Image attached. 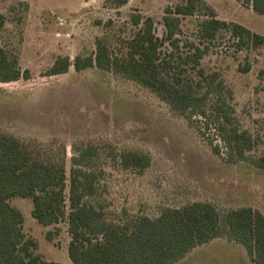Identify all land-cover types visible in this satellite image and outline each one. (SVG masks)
<instances>
[{
  "label": "rangeland",
  "instance_id": "1",
  "mask_svg": "<svg viewBox=\"0 0 264 264\" xmlns=\"http://www.w3.org/2000/svg\"><path fill=\"white\" fill-rule=\"evenodd\" d=\"M181 1L0 0V48L31 72L29 79L0 82V131L18 137L41 159L64 154L68 177L72 155L90 147L87 161L95 171L97 191L87 200L108 220L156 217L164 207L192 201L210 202L222 213L251 206L264 214V168L251 160L264 153V44L239 39L229 28L202 42L208 50L200 67L224 79L232 90L240 127L256 140L249 158L237 161L213 152L193 125L133 79L96 65L41 74L58 55L73 59L93 53L96 37L112 54H124L136 30L130 18L134 13L152 16L154 31L162 37L164 8ZM204 1L218 18L264 35V14L251 6L237 0ZM201 13L183 18L180 50L186 49L185 39L201 45L196 34ZM161 49L167 53L168 42ZM125 149L149 154V166L142 172L123 168L116 153ZM10 203L22 211L23 230L37 240L44 259L75 264L67 253L70 236L65 222L39 223L31 214L30 198L14 196ZM55 227L59 231L53 240L47 239L46 232ZM239 244L222 237L172 264H254Z\"/></svg>",
  "mask_w": 264,
  "mask_h": 264
},
{
  "label": "trees",
  "instance_id": "2",
  "mask_svg": "<svg viewBox=\"0 0 264 264\" xmlns=\"http://www.w3.org/2000/svg\"><path fill=\"white\" fill-rule=\"evenodd\" d=\"M120 3L126 0H117ZM264 14V0H237ZM201 13L197 25L200 44L185 39L180 50L178 34L185 16ZM136 26L122 55L112 54L102 38L96 37L95 51L87 55H58L41 74L53 76L96 65L133 79L164 101L176 115L193 125L211 150L226 160L247 159L255 146L254 136L242 129L232 104L233 93L217 71L200 67L208 50L202 42L213 40L222 28L254 45L264 44V35L237 22L218 18L204 0H182L167 5L162 17V37L154 31V19L131 14ZM3 15L0 14V27ZM168 42L170 49H161ZM188 65L192 70L188 71ZM31 78L16 56L0 48V82ZM91 148L71 157L69 177L64 154L41 159L18 137L0 131V264H58L37 251L38 242L23 230L24 215L10 203L20 196L32 200L31 214L44 226L65 222L70 236L67 253L75 264H172L197 245L226 237L244 246L254 264H264V214L251 206L222 213L206 201L181 207H164L156 217L136 215L125 222L106 219L104 212L87 198L96 191L95 171L88 165ZM123 168L142 172L151 157L145 152L116 153ZM264 168V153L251 159ZM59 227L46 232L53 240Z\"/></svg>",
  "mask_w": 264,
  "mask_h": 264
},
{
  "label": "crops",
  "instance_id": "3",
  "mask_svg": "<svg viewBox=\"0 0 264 264\" xmlns=\"http://www.w3.org/2000/svg\"><path fill=\"white\" fill-rule=\"evenodd\" d=\"M219 239V241H222V237L220 238V237H217V238H214V239H212V240H210V241H208V242H206V243H210V242H213V241H216V240H218ZM205 243V244H206ZM204 244V243H203ZM202 244H200V245H197V246H195L194 248H196V247H198V246H201ZM239 245H241V244H239ZM243 246V245H242ZM194 248H192L191 250H193ZM190 250V251H191ZM246 252V251H245ZM188 253V252H187ZM186 253V254H187Z\"/></svg>",
  "mask_w": 264,
  "mask_h": 264
}]
</instances>
